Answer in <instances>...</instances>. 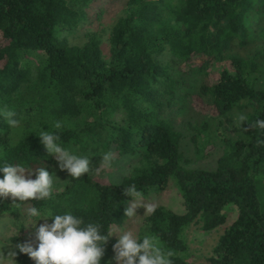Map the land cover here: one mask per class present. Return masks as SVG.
<instances>
[{
    "label": "trees",
    "instance_id": "16d2710c",
    "mask_svg": "<svg viewBox=\"0 0 264 264\" xmlns=\"http://www.w3.org/2000/svg\"><path fill=\"white\" fill-rule=\"evenodd\" d=\"M113 3L0 0V111L15 112L19 121L10 127L0 116V165L23 162L52 173L58 165L37 137L41 128L56 132L62 146L78 155L100 159L115 150L121 159L136 162L118 183L105 184L88 173L69 177L49 200L0 201V218L25 207L70 211L107 232L128 218L123 188L135 184L146 195L172 182L184 213L156 207L144 222L148 233L174 253L173 264H264V130L243 128L264 120V30L257 34L261 49L246 57L231 53L235 44L248 45L252 14L264 21V0H121L119 16L105 28ZM102 5L106 9L98 8ZM84 26V41L68 42L66 36ZM166 55L164 65L160 58ZM195 59L197 66L191 64ZM171 62L187 66L185 75L199 80L198 94L216 118L235 121L234 137L225 135L222 122L216 128L223 151L214 170L188 167L181 133L162 117L182 84L172 77ZM209 67L217 69L212 78ZM240 114L247 117L243 127ZM189 128L196 132L197 159L203 160L214 147L208 125ZM201 133L204 147L198 145ZM228 205L236 207V220L210 256L194 258L187 230L194 223L204 232L223 226ZM10 242L15 250L16 243L26 241L14 236ZM114 243L110 238L105 245L101 264L111 261ZM15 261L34 264L26 254Z\"/></svg>",
    "mask_w": 264,
    "mask_h": 264
},
{
    "label": "clouds",
    "instance_id": "9594fccd",
    "mask_svg": "<svg viewBox=\"0 0 264 264\" xmlns=\"http://www.w3.org/2000/svg\"><path fill=\"white\" fill-rule=\"evenodd\" d=\"M0 116L7 118L10 127L19 126V121L14 118L15 112L0 111ZM238 119L242 127L247 124L245 115L240 114ZM247 125L248 127H243L245 131L257 127L264 130V120L261 119ZM54 127L61 128V122H55ZM37 137L47 153L54 156L59 169L66 171L72 179H79L93 170L99 174L103 169H110L112 166L114 156L111 151L105 152L100 157L98 166L93 169L90 157L78 155L62 146L56 132L41 128ZM0 173V201L10 199L19 204L49 200L53 196L57 177L46 167L30 168L23 162L4 163L0 165ZM123 194L128 198L124 216L129 219L137 216L136 209L140 206L146 209L145 215L155 213L156 205L145 203L143 193L135 184L123 188ZM27 217L25 228L31 226L34 229L38 243L35 247L31 242L16 243L15 250L9 251L7 255L0 252V264H16L15 257L18 254H26L34 264H101L105 245L114 235L117 236L113 244L115 264H173L171 258L174 253L171 250L166 251L159 239L151 234L139 237L130 229L104 232L99 223L85 224L83 218L70 211L56 214L51 210L30 207ZM49 218L51 223L48 222ZM41 220L44 222L37 227Z\"/></svg>",
    "mask_w": 264,
    "mask_h": 264
},
{
    "label": "rangeland",
    "instance_id": "374dc122",
    "mask_svg": "<svg viewBox=\"0 0 264 264\" xmlns=\"http://www.w3.org/2000/svg\"><path fill=\"white\" fill-rule=\"evenodd\" d=\"M113 4V7L107 8L106 15L110 16L111 18L107 17V20L105 21V28L111 26L116 17H118L120 14L119 6L121 5V0H114ZM98 8L106 9L105 5H102ZM95 12L96 11H92L90 13V19L94 17ZM95 25L97 28L98 25ZM262 30H264V21L260 20V16L257 14H252L250 25L251 33L248 45L245 48H241L235 44L231 53L246 57L253 54L258 49H261L262 42L257 37V34ZM86 31L87 26H84L75 33L68 34L66 38L71 44H80L84 41V34ZM106 39L107 34L103 35V43L106 42ZM160 59L164 65L168 64L169 57L167 55L161 57ZM199 62L200 61H198V59H195L191 62V64L197 66ZM169 66L172 77L174 79H178L182 84L178 89L175 101H173L169 106L164 105L162 109V117L170 121L175 130L181 133L182 140L180 148L184 159L188 162V167L191 169L198 168L203 170H214L217 159L222 155L223 151L222 143L217 136L216 128L219 126L220 122H222L221 126L223 127V132L225 135L234 137L236 134V124L234 121L228 119H223L220 121V119L215 117L209 103L205 99H202L198 94L199 80L194 75H190V77L185 75L188 69L187 66L182 65L179 67L172 62L169 64ZM216 72L217 69L209 67L207 73L212 78ZM260 80L261 83L264 84V61H262V76L260 77ZM204 124L208 125L210 142L214 144V147L211 149V153L208 154L205 159L198 160L195 154V145L192 141V138L196 132L191 130L189 126L192 125L195 127H201ZM204 136L205 133H201L198 144L200 147L206 146L203 145ZM112 154L114 159L112 161L111 168L103 169L99 174L93 170L89 173L93 179L105 184H112L120 182L124 176L130 173L131 169L136 163L135 159L128 158L123 160L118 157V154L115 150H112ZM89 157L91 165L93 169H95L98 166L100 159L93 156ZM51 172L57 177L55 179L54 189L60 190L68 181L70 176L66 171L60 170L58 166L53 167ZM143 199L147 204H155L156 207H163L177 214H182L185 211L180 192L172 182L169 183L168 187L164 191L158 193L151 191L146 195H143ZM27 210V207H25L16 214H6L0 218V252H3L5 255H7L9 251L14 250L10 242V239L14 236L21 237L26 242H31L34 247L38 243V241L35 239L34 229H32L31 226L25 228L28 223V217L27 214H25ZM224 211L227 217L226 223L216 230L204 232L202 231L201 225L199 223H194L187 230L186 241L189 252L194 258L202 259L210 256L213 248L217 245L220 236L236 220V207L228 205L225 207ZM145 212L146 209L143 206L138 207L136 209V217L132 219L127 218L122 223V225L113 226L111 230L130 229L139 237L149 234L144 222L145 218L149 214L145 215ZM43 222L44 221H39L37 223V227ZM112 238L116 242L117 236L114 235ZM113 257L114 254L111 258V263L115 264Z\"/></svg>",
    "mask_w": 264,
    "mask_h": 264
}]
</instances>
